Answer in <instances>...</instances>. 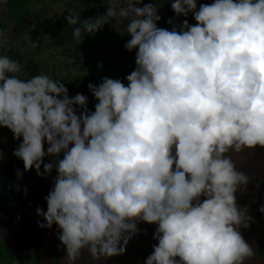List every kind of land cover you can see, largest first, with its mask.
<instances>
[{
	"label": "clouds",
	"instance_id": "clouds-1",
	"mask_svg": "<svg viewBox=\"0 0 264 264\" xmlns=\"http://www.w3.org/2000/svg\"><path fill=\"white\" fill-rule=\"evenodd\" d=\"M167 2L185 18H169L171 30L158 27V0H108L102 15L64 17L79 25L77 44L126 21L124 48L136 50L127 85L107 76L87 85L94 111L63 81L21 79L20 63L0 55V128L20 141L13 155L24 172H57L46 211L35 212L39 228L57 227L67 264L85 250L97 262L124 255L141 222L157 226L144 264H246L256 255L241 232L253 218L236 195L251 177L230 153L264 149V0Z\"/></svg>",
	"mask_w": 264,
	"mask_h": 264
},
{
	"label": "rangeland",
	"instance_id": "rangeland-1",
	"mask_svg": "<svg viewBox=\"0 0 264 264\" xmlns=\"http://www.w3.org/2000/svg\"><path fill=\"white\" fill-rule=\"evenodd\" d=\"M149 1L153 0H143V3ZM12 2L13 0H0V30H3L7 40L6 46L0 49V55H6L20 63L21 72L18 75L21 79L31 78L26 70V65L30 62L37 66L38 74L61 80L65 86L78 81L99 85L105 76L124 80L134 70L136 50L129 52L124 48V44L130 39L126 32V21L117 19L106 24L95 35L86 34L79 44L74 37L67 39L61 36L63 26L68 25L64 17L70 11L80 13L82 19L102 15L106 12L108 0H28L25 17L27 25L19 34L13 31L14 24L8 20L7 12ZM213 2L214 0H198V7L200 3ZM188 18L190 24L196 23L191 14ZM158 27L165 28L162 19L158 22ZM34 42L36 46H33ZM0 150L2 158L11 152L5 140H0ZM230 155L237 168L251 177L247 191L236 194L238 204L241 207L248 206L249 215L253 218L249 228L241 229L245 240L256 253L246 264H264L258 255V246L264 241V214L259 211L260 205L264 204V191L260 187L264 177V149L257 147ZM53 159L46 157L45 162ZM14 165L34 185V192L28 207L15 215L16 224L13 229H9L0 218V226L4 228L1 231L3 243L20 256L32 254L37 249L43 250V264H67L66 251L58 240L57 227L54 225L51 229H41L37 226V220L42 221V218L37 217L35 210L37 207H42L45 211L47 209L44 200L48 194L45 182L50 175L47 178L37 176L34 169L24 172L23 162L16 157ZM156 227L145 222L139 223L138 228L142 231L129 241L124 255L97 262L85 250L76 264H144L153 251L152 245L158 243L153 238Z\"/></svg>",
	"mask_w": 264,
	"mask_h": 264
},
{
	"label": "trees",
	"instance_id": "trees-1",
	"mask_svg": "<svg viewBox=\"0 0 264 264\" xmlns=\"http://www.w3.org/2000/svg\"><path fill=\"white\" fill-rule=\"evenodd\" d=\"M155 2L149 1L148 3ZM163 4L159 7L158 14L162 17V22L165 28L171 30L172 25L168 24L169 18L174 19V23L179 26L185 19L184 17H176L175 13L171 9V5L167 2L158 0ZM28 0H13L9 11L7 12L8 20L14 24L13 31L19 34L26 28V15H27ZM188 21L189 18L187 17ZM64 30L61 36L63 38H73V25H64ZM27 72L30 73V77L38 75L37 66L30 62L26 65ZM122 82L127 85V80ZM88 83L81 81L69 83L66 87L69 90V96L72 97L77 93L84 94L88 97L89 110L94 111V105L97 103L91 92L87 88ZM22 139V138H21ZM0 140H5L9 146L11 152L7 156L0 159V218L6 224L9 229H13L16 224L15 215L23 212L31 203L34 192V185L28 182L23 175L22 178H18L16 175L17 168L14 165L15 156L13 151L18 147L20 141L14 140L13 135L7 128H0ZM21 172V171H20ZM57 175L55 169L52 171L50 177L45 182L46 191L49 192L53 186V178ZM17 187L20 191H17ZM261 189L264 191V177L260 184ZM27 188V195H24V189ZM4 228L0 226V264H43L45 253L41 249H37L32 254L20 256L14 252V250L3 243L1 237V231ZM258 255L264 262V241L258 246Z\"/></svg>",
	"mask_w": 264,
	"mask_h": 264
}]
</instances>
